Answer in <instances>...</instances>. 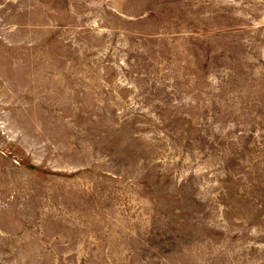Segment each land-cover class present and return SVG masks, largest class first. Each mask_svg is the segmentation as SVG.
I'll return each instance as SVG.
<instances>
[{
	"label": "rangeland",
	"instance_id": "rangeland-1",
	"mask_svg": "<svg viewBox=\"0 0 264 264\" xmlns=\"http://www.w3.org/2000/svg\"><path fill=\"white\" fill-rule=\"evenodd\" d=\"M0 264H264V0H0Z\"/></svg>",
	"mask_w": 264,
	"mask_h": 264
}]
</instances>
